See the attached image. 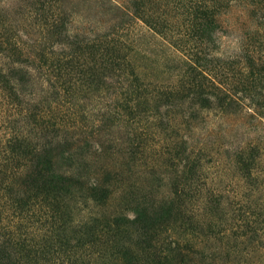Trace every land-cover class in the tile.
<instances>
[{
  "label": "trees",
  "instance_id": "1",
  "mask_svg": "<svg viewBox=\"0 0 264 264\" xmlns=\"http://www.w3.org/2000/svg\"><path fill=\"white\" fill-rule=\"evenodd\" d=\"M139 1L135 6L142 20L166 34L167 20L150 19L144 0ZM240 1L253 5V20L260 28L251 47L220 60L225 36L221 14ZM23 2L19 11L37 18L42 42L49 37L52 43L48 49L28 54L23 35L13 32L0 7V59L4 61L0 93L18 106L20 125L6 141L5 157H0V264H216L221 255L204 244L207 239L238 240L236 245L264 240V218L257 213H247L236 225L225 220L231 215L226 198L215 191L204 195L199 189V173L205 170L202 156L179 144L160 154L163 165L174 169L175 178L147 163L151 169L138 173L139 184L131 194L121 195L122 204L114 206L110 203L114 199L112 173L104 170L100 179L91 169L102 156H119L129 166L144 164L148 151L143 141L149 131L134 127L119 141L103 142L64 136L66 127L53 107L62 88L50 85L48 92L54 100L42 103L33 92L36 72L45 69L49 76L58 67L76 62L85 77L83 85L89 89L94 86L103 91L114 86L116 79L121 81V107L105 113L103 122L118 123L126 116L131 123L139 119L140 112L156 118L154 114L163 108L168 111L177 102L190 100V114L195 118L206 112L236 114L245 105L264 119V0H192L187 9L182 5V13L189 17L188 37L193 41V45L183 43L188 56L185 76L191 80L179 88L150 92L114 38L74 37L66 0ZM119 5L113 7L128 9ZM71 44L76 47L66 51ZM222 61L225 67L219 70ZM144 104L153 105L151 115L150 110H141ZM259 153V148L243 147L236 153L235 162L249 180L258 178ZM195 199L197 211L190 207Z\"/></svg>",
  "mask_w": 264,
  "mask_h": 264
},
{
  "label": "rangeland",
  "instance_id": "2",
  "mask_svg": "<svg viewBox=\"0 0 264 264\" xmlns=\"http://www.w3.org/2000/svg\"><path fill=\"white\" fill-rule=\"evenodd\" d=\"M0 2H2L0 7H4L6 17L13 26V32L23 35V44L28 54L33 55L50 47L52 41L49 37L42 42L40 21L31 16H23L19 11L24 4L23 0ZM136 2L140 3L139 0H66L64 7L71 19L70 27L74 37L78 40L114 38L124 48L122 53L129 54L131 66L140 76L148 92L179 88L188 78L191 80L189 76L188 78L185 76L188 56L183 50V43L193 45V41L188 37L189 17L182 13L181 7L184 5L187 9L192 0H144L147 10L145 13L151 16L150 19L157 21L162 17L161 20H167L169 30H166V34L159 33L142 20L135 6ZM119 4L128 9L118 10L113 7ZM221 15L225 36L224 45L218 53L221 55L219 59L224 60L243 48L251 47V39L260 27L253 20L255 17L253 5L246 1L234 3ZM75 47L76 45L71 44L66 47V51L72 52V48ZM225 62L220 63L219 70L225 67ZM3 63L4 61L0 59V64ZM75 64L70 67L63 66L62 69L58 67L54 74L49 76L45 69L36 72L33 87L38 103L54 100L53 93L48 92L50 85L62 88V95L59 100H54L53 107L58 113L56 117L66 127L62 130L64 136L103 142L107 139L119 141L124 132L134 127L140 129L139 131H149L143 141L148 151L147 159L143 160L144 164L129 166L128 161L119 156L112 159L102 156L91 169L98 175L96 178H104V170L111 172L115 178L111 186L114 199L110 203L114 206L123 203L121 195L131 194L135 185L139 184L138 173L151 169L147 163L159 166L157 169L164 171V176L175 178L177 174L174 169L163 165L164 158L160 154L164 149H171L172 144H179L202 156L205 170L199 173L201 178L198 182L199 189L204 191V195L215 191L226 198L230 204L228 214L231 215L226 216L225 220L230 219L236 225L240 223L236 221L244 215L246 217L247 213H257L258 217L264 218V119L258 115L257 110H249V107L244 105L242 111L236 114L206 112L203 116L195 118L190 114L192 104L190 100L184 103L177 102L176 106L173 105L168 111L163 108L158 114H154L152 110L156 118L141 116L140 112L139 119L131 123L126 116L118 123L110 120L103 122L101 117L105 113L115 107H121L118 93L121 81L116 79L114 86L103 91L96 90L94 86L89 89L83 85L85 77L81 75L80 67ZM220 77L225 80L221 75ZM261 101H264V98ZM151 107L152 104L150 107L144 104L141 110L149 111ZM18 110L16 104L0 93L2 158L6 155V141L20 129L16 117ZM149 113L151 115V110ZM158 117H163V120ZM105 125L104 130L97 131ZM242 147L248 150L260 149L256 165L258 178L249 180L240 172L235 159L237 151ZM77 193L79 200H83L82 191L78 190ZM193 201L191 210L197 211V200ZM237 243L238 240L236 242L233 239L222 241L207 239L206 243L204 242L221 255L216 257V264H264V240L246 244L240 242L236 245Z\"/></svg>",
  "mask_w": 264,
  "mask_h": 264
}]
</instances>
